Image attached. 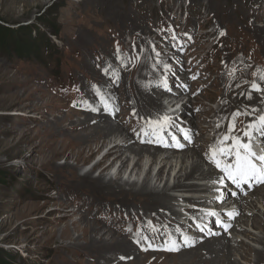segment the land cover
Masks as SVG:
<instances>
[{"label": "rangeland", "instance_id": "obj_1", "mask_svg": "<svg viewBox=\"0 0 264 264\" xmlns=\"http://www.w3.org/2000/svg\"><path fill=\"white\" fill-rule=\"evenodd\" d=\"M159 24H178L177 32L182 27L200 35L179 60L186 87L167 84L189 97L183 111L192 107L194 114L177 118L193 133L189 143L175 129L182 148L171 146L168 132L164 139L170 146L138 135L148 121L163 117L162 101L173 95L165 89L160 101L155 99L158 87L164 90L159 79L166 65L155 50ZM263 73L264 0H0V264H207L199 250L185 256L162 250L170 239L178 244L184 236L202 239L187 219V206L197 203L190 197L210 193L173 185L193 161L212 168L210 148L230 124H235L230 135L239 136L255 120L264 100L246 108L241 99L235 108L234 97L246 94L244 86L253 90V80ZM232 82L238 83L230 90ZM257 85L264 91V79ZM221 87L234 108L224 120L217 107L225 98L216 101ZM105 120L116 130L93 135ZM126 136L134 150L141 144L146 149L119 156L114 147L99 160ZM133 137L145 140L137 144ZM193 148L198 157L188 156ZM88 173L112 179L125 191L145 183L164 191L172 213L162 212V218L154 201L127 192L100 193L81 182ZM179 180L203 187L213 182L199 172ZM240 196L247 202L245 214L238 212V194L229 195L222 205L234 213L226 220L229 227L211 220L214 227L205 237L226 234L242 241L231 260L255 264L253 250H264L257 241L263 235L264 184ZM253 217L259 224L251 223Z\"/></svg>", "mask_w": 264, "mask_h": 264}, {"label": "bare ground", "instance_id": "obj_2", "mask_svg": "<svg viewBox=\"0 0 264 264\" xmlns=\"http://www.w3.org/2000/svg\"><path fill=\"white\" fill-rule=\"evenodd\" d=\"M224 14L225 13H229V16H230V12L228 11H225L223 12ZM226 15V14H225ZM228 15V14H227ZM227 16V17H229ZM226 18V17H225ZM262 32V31H261ZM235 61V60H234ZM176 66V65H174ZM259 69V68H258ZM242 72V71H240ZM243 73V72H242ZM264 74V73H263ZM239 77V76H238ZM240 78V77H239ZM237 81V80H236ZM253 81H257V83H261L262 79H260L259 81L254 79ZM238 82H232L231 85H229V89L231 90L233 85L236 84ZM256 83V84H257ZM252 86V85H251ZM161 87V86H160ZM169 89V88H168ZM262 91H259V93H255V91L251 90V88H249V86H244L242 88V91L245 92L246 94H238L236 97H234V106L235 108H239V104H237L238 101H244L245 103H243L244 107L248 108L252 103H258L261 99L262 101L264 100V91H263V88H261ZM165 90L163 89H160L158 87L157 89V92L155 93V99H156V102L160 99H159V96L162 92H164ZM220 93L221 95H219L217 97V102H219L222 98H225L223 99V102H221V104L219 105L218 104V107H217V110H222L221 111V117L224 119H226L230 114L231 112L234 111V108L232 110L229 109L228 107V102L229 100L227 99H230V95H228V90L226 89V87H221V90H220ZM234 96V95H233ZM251 97V98H249ZM242 103V102H241ZM237 104V105H236ZM230 105V104H229ZM261 105V104H260ZM264 106V105H263ZM152 107V106H151ZM255 108V107H254ZM158 109H160V107H158ZM258 109V108H257ZM237 110V109H236ZM150 111H153L152 109ZM99 112V111H98ZM186 112V117H192L194 114H192V107L191 108H186L184 113ZM159 113V112H158ZM87 115V114H86ZM104 116V115H103ZM231 116V115H230ZM253 116V115H252ZM105 117V116H104ZM85 118V117H84ZM98 118L99 119H102V116L101 114L98 115ZM194 118V117H193ZM196 118V117H195ZM236 118V117H235ZM244 118V116H243ZM252 118V117H251ZM242 119V118H240ZM199 120V119H198ZM247 121V120H246ZM85 122V121H84ZM83 122V123H84ZM86 123V122H85ZM128 123V122H127ZM235 125V124H234ZM193 126V125H192ZM198 126V125H197ZM244 126V125H243ZM81 127V124H78L75 126V128H79ZM115 126L112 125L111 123H109L107 120H105V123L102 127L98 126L95 129V132L93 135H100L101 133L105 134V133H112L113 131H115L116 129H114ZM117 129L118 131H121L120 130V124L117 125ZM199 128V127H198ZM242 128V127H241ZM114 129V130H113ZM223 129V127L221 126V130ZM244 129V128H242ZM243 131V130H242ZM225 132V131H224ZM193 134V133H192ZM226 134V132H225ZM122 135V134H121ZM137 135V134H136ZM237 135V134H236ZM241 135V134H240ZM239 135V136H240ZM138 136V135H137ZM233 136V135H232ZM122 138V137H121ZM125 138V137H124ZM121 140L118 142H116L115 145H112L110 146V148L106 151V153L104 154V156L107 154V153H110L112 152V148H116L117 147V153L119 154V156L123 155L126 151H135L136 154H139V153H142L146 148L143 147V145L141 144V146H137V148L134 150L133 149V146L130 145V142L131 140H129V138L126 136V141L124 140ZM136 138V137H135ZM134 137L132 140H134V142H136L137 144L141 141H144L145 139H141V141H138V139L136 140ZM141 138V137H140ZM218 138V137H217ZM220 140V139H219ZM118 143V144H117ZM229 143V142H228ZM140 144V143H139ZM127 149V150H126ZM189 150V149H188ZM188 150L184 153H188ZM193 150H196V149H192L190 151V156L191 158H194V157H198L196 154L195 151ZM159 148H155V151H153L154 154H156L157 152H159ZM198 151V150H196ZM120 152V153H119ZM122 152V153H121ZM175 152V151H173ZM173 152L172 154H170L171 156L173 155ZM104 153V152H103ZM174 156V155H173ZM168 159L170 158V156H166ZM165 157V158H166ZM126 159V158H125ZM209 160V159H208ZM117 164V163H116ZM119 164V163H118ZM112 166V165H111ZM201 166V167H200ZM214 166V165H213ZM104 168V167H103ZM194 172H199V175L201 176L202 179H213L215 176H216V171L212 170V168H209V169H203L202 167V164L200 163H195L194 161L192 162V166H191V170L188 171V172H184L183 174H180L178 177H176V182L174 183L173 185V188L174 189H177V188H181V187H186L185 189H189L191 190V188L193 190H196V191H201V190H207L208 192H210V187L211 185H204L203 186H199V185H194V184H189V185H186L183 183V181L179 180L181 178H190L192 177V175L194 174ZM80 180V179H79ZM88 181L90 182V184L94 185L98 192L102 193V192H105V193H115V194H121L122 192H127L131 195H134V196H138V197H144L145 199H149L151 201H154L155 204L157 205V208L159 209V213L160 216L162 218H165V214L166 213H172V210L168 207V205L166 204V200L168 198L167 194H165L164 191H158V190H154V189H149L147 187V184L145 183L144 185L141 186V188H138V189H135L133 187H130L127 191H125L121 185H118V184H115V182L112 180V179H109L107 181H105L103 179V177L99 176L98 178H92L89 173L88 174H85L83 176V178H81V182L83 181ZM87 182V183H88ZM126 184H128V181L126 182ZM132 185V184H131ZM90 186V185H89ZM182 188V189H183ZM255 191V190H254ZM260 191V190H259ZM204 192V191H203ZM123 194V193H122ZM128 194V195H129ZM256 194V193H255ZM229 194H227V197H228ZM243 198V196H242ZM190 200L193 201V202H197V203H204L205 202V199H203L202 197H199V198H194V197H190ZM225 200V203L228 201V199H224ZM223 200V201H224ZM237 201H239V209H238V212H241L240 216H243L245 214V209L244 207H246V201L244 202L242 199H236ZM222 201V202H223ZM250 204V203H248ZM162 212L164 213V215L162 214ZM197 214H200L199 212H197ZM170 216V215H169ZM239 216V215H238ZM256 217V216H254ZM253 217V218H254ZM167 218V216H166ZM172 218V217H171ZM173 219V218H172ZM242 219V218H241ZM249 219V217L247 218ZM174 220V219H173ZM240 220V219H239ZM249 221V220H248ZM254 224H259V221L258 219L254 218L253 222H251ZM174 224V223H173ZM263 229L262 231V237H257V241L260 242V244H263L264 245V224L262 225L261 227ZM130 231V230H129ZM227 233V232H226ZM126 234V233H125ZM243 235V234H242ZM221 236V235H219ZM211 237V236H210ZM207 238V237H203L202 239L200 240H192L194 242L198 241L197 243L193 244V246L191 247H180L179 251L181 253H179L180 256H185L186 254H190V253H196V251L199 250V252H205V253H202L203 255L202 256H205L207 259H209V262L207 264H236V262H234L233 260H231V256L234 252V250L236 249L234 246L235 244H241L242 241H237V240H230L229 238H227L226 234H223L221 237H212L211 239ZM134 238V237H133ZM128 241V240H127ZM130 241V240H129ZM180 243L179 244H183V239H180ZM130 243V242H129ZM119 246L125 244L124 242H118ZM121 244V245H120ZM244 244V243H243ZM241 244V246L243 245ZM130 245V244H129ZM146 245V244H145ZM125 246V245H124ZM123 246V247H124ZM139 246V245H138ZM143 246V245H142ZM122 248V247H121ZM146 248V247H145ZM144 249V248H143ZM129 250V249H128ZM186 250V251H185ZM188 250V251H187ZM133 251V250H132ZM178 251V252H179ZM250 253L252 252V249H249ZM176 252V251H174ZM246 252V251H245ZM254 254H255V261L254 263L255 264H264V250H253ZM98 253V252H97ZM134 253V252H133ZM172 253V252H171ZM247 254V252H246ZM170 255V254H169ZM100 256V255H99ZM122 256V255H121ZM167 256V255H166ZM246 256V255H245ZM204 257V258H205ZM98 258V257H97ZM96 258V259H97ZM200 258V257H199ZM246 259V258H245ZM248 259V258H247ZM203 260V259H202ZM181 261V260H180ZM207 261V260H206ZM202 262V261H201ZM204 262V261H203Z\"/></svg>", "mask_w": 264, "mask_h": 264}, {"label": "snow or ice", "instance_id": "obj_3", "mask_svg": "<svg viewBox=\"0 0 264 264\" xmlns=\"http://www.w3.org/2000/svg\"><path fill=\"white\" fill-rule=\"evenodd\" d=\"M173 39H175V37H173ZM164 67L167 69L168 66L165 65ZM192 78L195 79V77ZM261 78L264 79V77ZM162 86L168 90L166 81L162 82ZM251 87L254 91H262L261 87L256 83H253ZM104 108L106 111L108 110L107 103L104 104ZM235 115L238 114H234V116ZM170 126L174 127L175 125L171 124L170 117L165 115L157 121H148L147 127L140 129L138 135H151L156 138V143L170 146L164 139V133ZM217 127H219V125H217ZM234 129L235 125L230 124L228 133L217 142V145L210 148V154L208 156L210 163L214 164L215 168L219 169L237 189L242 190V185H247L250 188L253 184H264V115L259 116L258 119L246 126L243 132V137L247 138L246 142L240 136L230 135ZM168 135H171V133H168ZM183 135L184 139L191 143V137L187 133ZM171 140V146L177 148H182L184 146L174 135H171ZM229 140L231 144L226 143ZM148 142L153 141L149 140ZM256 143L259 144V152L255 150L254 146ZM232 195L235 196L236 193L233 192ZM208 215L216 216L217 213L209 212ZM227 215L231 218L234 213L228 212ZM216 223L220 224L221 221L217 220ZM222 226L225 230L229 227V225ZM201 231H203V229H201ZM193 244L194 241L184 236L182 245L170 239L162 250L178 251L180 247H191ZM149 247H152V245H149ZM121 259L125 258L121 257Z\"/></svg>", "mask_w": 264, "mask_h": 264}, {"label": "trees", "instance_id": "obj_4", "mask_svg": "<svg viewBox=\"0 0 264 264\" xmlns=\"http://www.w3.org/2000/svg\"><path fill=\"white\" fill-rule=\"evenodd\" d=\"M13 41H14V43L17 42V44L20 43V41H19V39H18L17 37H15V39H13ZM19 48H20V49H23L22 47H19ZM15 49H16V46H15ZM24 49H25V48H24ZM17 50H18V49H17Z\"/></svg>", "mask_w": 264, "mask_h": 264}]
</instances>
